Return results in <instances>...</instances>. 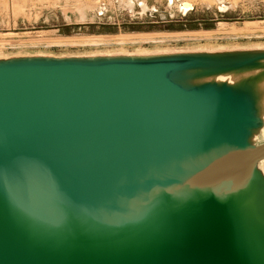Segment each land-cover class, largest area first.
<instances>
[{
	"label": "water",
	"instance_id": "obj_1",
	"mask_svg": "<svg viewBox=\"0 0 264 264\" xmlns=\"http://www.w3.org/2000/svg\"><path fill=\"white\" fill-rule=\"evenodd\" d=\"M263 81L262 46L0 56V264H264Z\"/></svg>",
	"mask_w": 264,
	"mask_h": 264
},
{
	"label": "rangeland",
	"instance_id": "obj_2",
	"mask_svg": "<svg viewBox=\"0 0 264 264\" xmlns=\"http://www.w3.org/2000/svg\"><path fill=\"white\" fill-rule=\"evenodd\" d=\"M55 1L0 0V56L264 47V0H225V6L193 0L195 8L187 13L173 0H146L147 11L144 0H133L135 12L120 0H101L97 16L85 20L75 13L67 19Z\"/></svg>",
	"mask_w": 264,
	"mask_h": 264
},
{
	"label": "bare ground",
	"instance_id": "obj_3",
	"mask_svg": "<svg viewBox=\"0 0 264 264\" xmlns=\"http://www.w3.org/2000/svg\"><path fill=\"white\" fill-rule=\"evenodd\" d=\"M61 1L62 0H56L55 3L56 4H61L63 6L62 9H63L64 14H65L67 19H71V14L75 13V14L78 15L79 19L85 20V19L89 18L90 15L93 12H95V14L97 16V12L102 9L101 7H103V4H102L101 0H94L93 3L88 2L87 0H73V2H74L73 5L71 3L72 0H63V1H65L64 4ZM206 1H208L209 3L212 2L211 0H206ZM213 1L218 2L220 6H222V5L225 6V3H226L225 0H213ZM120 2L122 4V6H125V8L128 6V9H130L131 12H135L134 1L133 0H120ZM173 2H174L173 4H175L176 7H178L180 10L184 11L185 13H187L188 10H187V8H183V4L184 3H188V4L192 5L193 7H194V4H195L193 0H173ZM236 2H238V1H236ZM110 3H112V2H110ZM110 3H109V5L113 4V3L112 4H110ZM170 4H172V0L170 1ZM142 5H143V8L142 7L141 8L143 9V11H147L149 6H148L146 0H144V2H142ZM224 24H227V23H223V25ZM246 27L248 28V26H246ZM252 27H257V26L255 25V26H252ZM260 88H261V91L263 93V101H264V81L261 83ZM258 139L260 141L264 140V128L260 132V134L258 135Z\"/></svg>",
	"mask_w": 264,
	"mask_h": 264
}]
</instances>
